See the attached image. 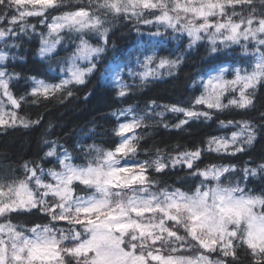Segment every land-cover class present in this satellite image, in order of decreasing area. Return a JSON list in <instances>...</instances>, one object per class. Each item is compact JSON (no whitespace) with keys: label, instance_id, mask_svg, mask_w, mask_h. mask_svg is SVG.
Wrapping results in <instances>:
<instances>
[{"label":"snow or ice","instance_id":"1","mask_svg":"<svg viewBox=\"0 0 264 264\" xmlns=\"http://www.w3.org/2000/svg\"><path fill=\"white\" fill-rule=\"evenodd\" d=\"M119 27L147 31L155 43L137 49L113 75L105 57ZM185 38L184 51L161 54L168 40ZM33 41L47 71H9V61L23 60L17 53ZM69 43L71 51L61 56ZM199 46L208 56L238 52L239 62L197 73L189 87L199 94L183 102L151 99L143 108H115L110 141L76 142L70 151L44 138L47 150L23 161L19 173L0 170V264H264V187L248 186L264 182V155L242 166H201L207 153H247L264 130V111L259 123L218 118L226 110L254 109L264 88V0H0V130L39 125L43 116L32 119L25 110L76 98L98 65L114 83L115 98H125L178 75L187 52ZM52 64L56 75L48 74ZM21 80L22 90L14 92ZM169 113L175 123L165 120ZM214 119L218 128L235 130L140 158L150 127L188 132L195 122ZM177 169L179 186L161 179Z\"/></svg>","mask_w":264,"mask_h":264},{"label":"trees","instance_id":"2","mask_svg":"<svg viewBox=\"0 0 264 264\" xmlns=\"http://www.w3.org/2000/svg\"><path fill=\"white\" fill-rule=\"evenodd\" d=\"M31 22L35 23L33 19ZM115 40V48H111L105 57V63L110 67L115 62H123L134 58L136 50L142 47L150 46L155 40L145 31L142 35H137L134 31L129 32L127 28L119 27L116 35L112 37ZM93 44L97 41L93 38ZM186 38L177 44L176 40H168L164 45L166 51L161 53L168 55L175 49L184 51L181 45L186 44ZM38 45L35 41L25 45L24 49L17 53L18 56L25 57L23 60L16 59L9 61V71L15 70L22 75H37L47 71V65L43 64L38 57L35 56V48ZM72 45L69 43L66 49L60 51V55H66L71 51ZM221 62L227 64H235L239 62V53L234 51H225L208 56L204 47L199 46L187 52L185 62L181 66L179 74L176 76H162L159 79L150 81L149 84L138 90H133L125 98H115L114 84L108 83L101 76L105 72L104 65H98V72L93 74L86 87H81L76 92V98H69L63 103L55 100L47 102H39L37 105L27 108L25 111L32 119H36L38 115L43 116L39 125L28 129L16 128L6 131L0 130V170L12 169L19 173V165L25 160L34 161L42 154V149L47 150L42 139L58 140L60 144L67 147L70 151L74 143L83 144H101L104 141L112 139L110 129L114 124V120L109 113L115 108L127 107L128 105H136L143 108L146 101L156 99L160 103H178L185 101L193 92L199 94L198 90L189 87L191 80L197 73H203L215 68ZM246 66V65H245ZM58 68L56 64H52V71L49 75H56ZM128 81V77L125 76ZM131 83V81H128ZM24 81L21 80L17 88H13L16 92L23 88ZM90 92L87 100L84 99L86 93ZM226 103V102H225ZM256 107L249 111L231 109L219 114L220 120H241L250 119L259 123V112L264 111V88H259L255 99ZM174 114H167L165 120L169 123H175ZM51 121L52 128L48 129L47 125ZM235 129H220L217 122L198 121L192 124L188 132H180L179 130L165 129L162 126L150 127L148 134L140 143V158L146 159L155 148L166 149L171 152L173 145L179 143L182 146L191 148L193 145L200 144L210 135H230ZM144 149H148L145 153ZM264 155V130L258 134L252 148L247 153L237 154L235 157L222 156L216 153H207L202 156L201 166L209 163H235L242 166L249 158H259ZM80 163L78 159L76 161ZM46 163L47 167H52L55 161ZM179 169L169 172L163 179L167 184H177V175H182ZM235 179V178H230ZM190 183V182H189ZM250 189L257 192L264 187V182L256 180L249 183ZM26 219V218H21Z\"/></svg>","mask_w":264,"mask_h":264},{"label":"rangeland","instance_id":"3","mask_svg":"<svg viewBox=\"0 0 264 264\" xmlns=\"http://www.w3.org/2000/svg\"><path fill=\"white\" fill-rule=\"evenodd\" d=\"M142 48H144V47H142ZM227 64H231V63H227ZM117 65H119L121 70L123 69V63L122 62H113V63H111L110 68L113 69V75H114V72L117 70ZM213 69H211L210 71H212ZM225 102H227V101L225 100Z\"/></svg>","mask_w":264,"mask_h":264},{"label":"clouds","instance_id":"4","mask_svg":"<svg viewBox=\"0 0 264 264\" xmlns=\"http://www.w3.org/2000/svg\"><path fill=\"white\" fill-rule=\"evenodd\" d=\"M152 159V157H149V160H151Z\"/></svg>","mask_w":264,"mask_h":264}]
</instances>
